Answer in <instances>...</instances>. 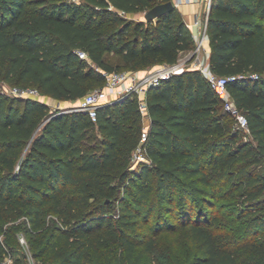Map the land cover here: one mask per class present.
<instances>
[{
    "label": "trees",
    "instance_id": "trees-1",
    "mask_svg": "<svg viewBox=\"0 0 264 264\" xmlns=\"http://www.w3.org/2000/svg\"><path fill=\"white\" fill-rule=\"evenodd\" d=\"M167 1L0 0V81L79 100L104 72L177 63L196 47L177 7L131 16ZM207 35L250 133L186 67L147 91L137 167L138 95L93 120L0 91V264H26L19 229L39 264H264V0H212Z\"/></svg>",
    "mask_w": 264,
    "mask_h": 264
},
{
    "label": "built area",
    "instance_id": "built-area-1",
    "mask_svg": "<svg viewBox=\"0 0 264 264\" xmlns=\"http://www.w3.org/2000/svg\"><path fill=\"white\" fill-rule=\"evenodd\" d=\"M175 4H180L184 2H192L193 0H174ZM208 5V14L211 8L212 0H202ZM207 23L208 15L202 21L197 18L195 21L196 25L203 26L204 37L207 36ZM204 24V25H203ZM81 57H87L86 51H79ZM185 65L174 63L171 66H161L153 70H149L144 73L137 71L121 70L113 72H104L106 76V84L101 87H97L85 96L80 98L78 104L71 109H80L89 114V116L96 120L98 109L100 106L106 102H112L113 100L136 94L139 97V108L143 119V131L141 135V144L137 147L134 159L133 167H137L142 161L150 162L149 158L145 154V142L148 137V131L150 128L151 117L148 110V104L146 101V94L150 87L158 85L164 79L170 78L173 74L182 72L185 69ZM207 77L209 83L216 91L218 96L223 100L224 107L231 115L235 118V125L242 129L245 133H250V127L247 115L237 106L233 100L228 82L230 77L218 75L211 71L210 68L205 66H198ZM257 76V75H255ZM14 93L18 96L24 97H36L41 95L37 88L28 87L20 88L14 86ZM70 109V110H71Z\"/></svg>",
    "mask_w": 264,
    "mask_h": 264
},
{
    "label": "crops",
    "instance_id": "crops-1",
    "mask_svg": "<svg viewBox=\"0 0 264 264\" xmlns=\"http://www.w3.org/2000/svg\"><path fill=\"white\" fill-rule=\"evenodd\" d=\"M177 10L181 14L182 18L185 20L187 25L190 27L196 39V47L194 50L185 52L187 55L186 63L198 66H205L210 68V52L211 46L208 35L204 37L203 26L196 25L195 21L200 18L202 21L208 15V5L202 0H193L192 2H184L176 4ZM137 19H145V12H140L139 16L136 17L135 14L131 15ZM204 25V24H203ZM146 70L141 71L144 73ZM45 101L48 103L55 98L50 96H45Z\"/></svg>",
    "mask_w": 264,
    "mask_h": 264
},
{
    "label": "rangeland",
    "instance_id": "rangeland-1",
    "mask_svg": "<svg viewBox=\"0 0 264 264\" xmlns=\"http://www.w3.org/2000/svg\"><path fill=\"white\" fill-rule=\"evenodd\" d=\"M78 3H81V0H78ZM139 14L140 12L135 13V16L138 17ZM186 59H187V55L185 52H183L177 63L185 65V67H196L195 65L193 66L192 64H187ZM171 65L173 64L163 62V63L157 64L156 66L152 67L149 70H153L161 66H171ZM149 70H146V72ZM0 91H4L8 93L9 95L16 96L14 93V85L9 84L5 81H0ZM38 98L42 100L46 99L45 95H42V94L38 96ZM78 102H79L78 100H57L55 99L49 102V106L53 110L54 109L70 110L71 108L75 107L78 104ZM247 137L248 136L245 135V138ZM20 222H24V220L21 219L18 222H16V224ZM31 237H32V234L28 233L26 229L25 230L19 229L17 231V241L19 244L17 245V248L14 251V257H22L26 264H39V261L37 260V258L35 257L32 251V243L30 241ZM9 261L12 262V259H10Z\"/></svg>",
    "mask_w": 264,
    "mask_h": 264
},
{
    "label": "water",
    "instance_id": "water-1",
    "mask_svg": "<svg viewBox=\"0 0 264 264\" xmlns=\"http://www.w3.org/2000/svg\"><path fill=\"white\" fill-rule=\"evenodd\" d=\"M175 7H176V4H175L174 0L158 3L145 12V19L146 20L157 19L160 16H163V15L170 13L172 10L175 9ZM121 98H123V97L117 98L113 101L119 100ZM109 103H111V102H106V103L102 104L100 107L107 105Z\"/></svg>",
    "mask_w": 264,
    "mask_h": 264
}]
</instances>
